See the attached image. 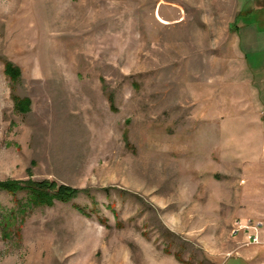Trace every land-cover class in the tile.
Listing matches in <instances>:
<instances>
[{
    "label": "rangeland",
    "instance_id": "rangeland-1",
    "mask_svg": "<svg viewBox=\"0 0 264 264\" xmlns=\"http://www.w3.org/2000/svg\"><path fill=\"white\" fill-rule=\"evenodd\" d=\"M255 3L0 0V181L81 191H0V264H226L251 246L232 234L251 159L230 25Z\"/></svg>",
    "mask_w": 264,
    "mask_h": 264
},
{
    "label": "crops",
    "instance_id": "crops-1",
    "mask_svg": "<svg viewBox=\"0 0 264 264\" xmlns=\"http://www.w3.org/2000/svg\"><path fill=\"white\" fill-rule=\"evenodd\" d=\"M257 3L251 11L239 10L236 5L235 25L233 22L230 28L233 31L236 50L246 68L248 77L246 81L250 88V101L243 113V140L249 143L248 158L251 159L244 163L247 175L243 190L247 195L242 197V200L249 209L243 216L262 221L264 224V26L259 23L256 16L264 13V3L263 5ZM249 14L255 17L256 22L245 20ZM244 147L246 150L247 146ZM260 232L261 237H264V226ZM229 261H232V264H264V246L241 247L224 262L229 264Z\"/></svg>",
    "mask_w": 264,
    "mask_h": 264
},
{
    "label": "trees",
    "instance_id": "trees-1",
    "mask_svg": "<svg viewBox=\"0 0 264 264\" xmlns=\"http://www.w3.org/2000/svg\"><path fill=\"white\" fill-rule=\"evenodd\" d=\"M235 25V22L233 23ZM4 75L13 84L20 77L18 68L8 61H4ZM13 107L20 113L26 112L29 103L25 98H20L15 94L11 95ZM0 191L15 196L18 193H24L25 203L29 204H45L50 199L60 202H68L76 197L81 191L72 189L64 185H58L55 182L39 181H0ZM18 202V201H17Z\"/></svg>",
    "mask_w": 264,
    "mask_h": 264
},
{
    "label": "built area",
    "instance_id": "built-area-1",
    "mask_svg": "<svg viewBox=\"0 0 264 264\" xmlns=\"http://www.w3.org/2000/svg\"><path fill=\"white\" fill-rule=\"evenodd\" d=\"M263 226V222L258 220L246 219L243 222L236 221L232 234L234 236L239 234L245 236L247 244L264 246V237H261L260 232Z\"/></svg>",
    "mask_w": 264,
    "mask_h": 264
}]
</instances>
